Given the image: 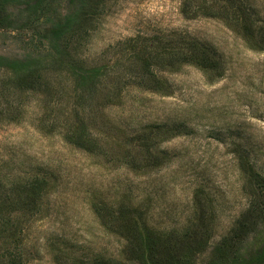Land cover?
<instances>
[{
    "label": "rangeland",
    "instance_id": "374dc122",
    "mask_svg": "<svg viewBox=\"0 0 264 264\" xmlns=\"http://www.w3.org/2000/svg\"><path fill=\"white\" fill-rule=\"evenodd\" d=\"M81 1L51 0L40 23L0 29V59L33 63L42 79L22 93L0 69V264H133L122 209L153 230L197 234L193 263L212 264L253 203L241 159L264 179V0ZM68 16L78 23L53 43ZM138 38L159 42L144 54L127 44ZM185 42L218 73L157 59L168 94L151 90L137 56L181 54ZM94 68L103 76L81 83ZM263 242L264 226L242 251Z\"/></svg>",
    "mask_w": 264,
    "mask_h": 264
},
{
    "label": "trees",
    "instance_id": "16d2710c",
    "mask_svg": "<svg viewBox=\"0 0 264 264\" xmlns=\"http://www.w3.org/2000/svg\"><path fill=\"white\" fill-rule=\"evenodd\" d=\"M51 0H0V29L6 31L24 30L42 21L47 16ZM74 1H72L73 3ZM83 0L81 1V3ZM84 7H86L83 2ZM82 4V6H83ZM19 12H13L18 9ZM78 23L77 17L68 16L65 23L51 31L53 43L65 40L71 33L73 26ZM247 34L245 40L249 45L254 43V36L248 25L244 28ZM159 42L158 39L138 38L127 43L136 50L138 44H143L144 51L148 45ZM187 49L181 54L164 53L156 58L148 59L142 55L137 56L142 64L140 76L151 83V90L163 95L168 94V89L154 74L153 68L158 67L155 61L162 59L163 69L177 72L184 66H192L205 75L218 73V64L210 54L194 42H185ZM61 52H58L60 54ZM62 56L65 58V52ZM33 63L9 62L0 59V69L11 70L18 78L17 87L22 93H37L42 88V79L37 71H33ZM103 68L80 69L78 74L81 83L94 86L95 82L103 76ZM211 77V76H210ZM241 172L251 193L253 203L247 214L237 222V227L232 235L226 238L217 249L215 261L212 264H264V242L251 253H243L244 242L258 228L264 226V179L256 173L250 163L241 159ZM31 192L37 197L40 188L33 187ZM30 193V192H29ZM29 199V197H28ZM139 209L128 211L122 209L118 219L120 223V236L126 241L124 255L127 261L133 264H194L195 240L197 234L191 231L163 233L147 225L145 214L141 215ZM145 217V218H144ZM199 243L207 242L205 235L201 236ZM200 246V244H199ZM18 264V263H12ZM110 264V263H105Z\"/></svg>",
    "mask_w": 264,
    "mask_h": 264
}]
</instances>
